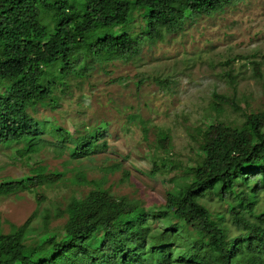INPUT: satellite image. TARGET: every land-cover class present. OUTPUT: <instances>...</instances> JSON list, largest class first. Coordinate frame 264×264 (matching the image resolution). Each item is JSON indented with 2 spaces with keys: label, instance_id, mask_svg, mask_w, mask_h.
<instances>
[{
  "label": "trees",
  "instance_id": "16d2710c",
  "mask_svg": "<svg viewBox=\"0 0 264 264\" xmlns=\"http://www.w3.org/2000/svg\"><path fill=\"white\" fill-rule=\"evenodd\" d=\"M231 1L0 0V145L42 136L40 150H68L77 163L91 160L107 147L100 143L105 130L71 133L31 112L56 110L57 85H66L70 76L87 77L92 62L129 60L143 42L163 41L183 30L187 20L215 15ZM136 9L144 24L138 32L135 24L128 27L138 18ZM42 13L50 22H42ZM222 100L241 110L235 101ZM206 125L190 130L199 156L186 166V180H173L163 206L147 210L142 201L118 198L106 188L105 180L120 164L103 167L101 179L75 168L68 181L89 192L63 210H47L40 229L31 228L29 219L3 233L0 217V264H264V209L256 206L264 188V114H245L240 128L222 121ZM157 142L160 149L172 148L167 131L159 132ZM37 150L15 152L19 160L28 159L31 177L0 182V197L28 192L41 204V189L67 181L64 174L32 163L28 155ZM168 163L155 162L151 177ZM212 202L223 210H212ZM60 219H66L64 226L50 231ZM152 221L163 227L154 228Z\"/></svg>",
  "mask_w": 264,
  "mask_h": 264
},
{
  "label": "rangeland",
  "instance_id": "374dc122",
  "mask_svg": "<svg viewBox=\"0 0 264 264\" xmlns=\"http://www.w3.org/2000/svg\"><path fill=\"white\" fill-rule=\"evenodd\" d=\"M139 13L136 9L134 18ZM41 20L50 22L45 13ZM132 24L135 32L144 28L140 16L128 27ZM86 76H70L66 85H57L60 102L56 110L39 107L31 114L38 120L49 118L71 133L105 130L100 143L106 142L107 147L91 160L77 163L68 150L57 154L52 145L40 150L42 136L0 145V182L31 177L28 159L19 160L15 155L31 146L38 149L28 155L33 157L32 163L62 173L67 180L41 189V204L28 192L0 197L3 233L29 219L31 228L40 229L47 210H63L74 197L86 195L89 187L68 181L75 168L84 169L90 179H101L105 176L103 167L120 164V170L105 180L106 188L118 198L142 201L147 210L163 206L173 180H186V166L199 156L190 130L207 129L210 121L240 128L245 114H264V0H232L215 15L187 20L183 30L163 41L143 42L129 60L116 57L110 62H92ZM222 97L235 101L241 110H235ZM160 131L171 136L168 151L158 148ZM45 136L53 140L49 134ZM162 159L168 160V169L160 167L156 177H151L154 163L161 166ZM210 206L223 210L217 202ZM256 206L264 209V188ZM65 222H53L50 231L60 230ZM152 225L163 227L160 221H152Z\"/></svg>",
  "mask_w": 264,
  "mask_h": 264
}]
</instances>
